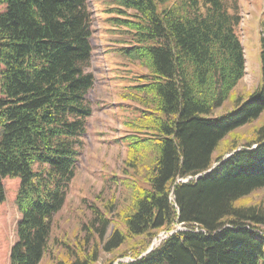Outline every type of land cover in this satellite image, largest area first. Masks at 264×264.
<instances>
[{"label": "trees", "instance_id": "obj_1", "mask_svg": "<svg viewBox=\"0 0 264 264\" xmlns=\"http://www.w3.org/2000/svg\"><path fill=\"white\" fill-rule=\"evenodd\" d=\"M91 2L119 36L106 55L131 64L116 73L122 194L82 197L90 219L57 237L93 113ZM240 22L237 0H0V264H264V14L247 94Z\"/></svg>", "mask_w": 264, "mask_h": 264}, {"label": "rangeland", "instance_id": "obj_2", "mask_svg": "<svg viewBox=\"0 0 264 264\" xmlns=\"http://www.w3.org/2000/svg\"><path fill=\"white\" fill-rule=\"evenodd\" d=\"M237 1L242 18H245L241 36L248 66L247 73L238 84L236 92L247 94L257 88L262 78L260 67L262 51L260 20L262 21L264 6L262 0ZM91 8L94 12V36L92 40L94 54L89 71L95 75L96 80L88 98L93 113L87 121V133L83 139L84 147L81 149L78 158L76 175L66 192L65 206L54 217L53 235L57 237H62L65 232L76 229L81 221V216L84 217V222L90 219L92 212L91 209L87 208L90 201L83 204L82 197L91 200V204H93L95 198L98 205L102 206L114 194L117 198L121 197L122 194L121 186L109 177L113 173L119 177L123 176L121 169L123 168V160L126 157L125 147L116 141L117 138L123 135L124 131L121 121L123 116L120 112L121 105L115 95L117 90L116 73L119 69L130 68L131 64L121 57L114 58V53L106 55L105 47L112 43V46L116 48L119 44V36L107 31L108 26L97 15L93 2H91ZM223 112V109L219 108L214 115L219 116ZM251 128L252 125L248 124L244 128L246 131L239 129V134L250 135L252 133V131L249 132ZM220 163H215L214 166L216 164L218 166ZM100 195L101 198H97ZM253 197L255 201L262 200L264 198V188L257 190ZM99 206H96V208L101 210ZM113 226V223H111L107 227L106 238L112 235ZM177 228L184 229V226L179 225ZM93 232L94 230L90 238H94ZM164 235L166 234L160 232L153 239L150 247L155 248L159 245L164 239ZM122 250L123 248L120 249V251ZM48 255L46 254L43 258L42 264H49L50 258ZM108 258H110V255L102 252L99 255L97 264H103ZM131 258V253H128L127 256L118 258L113 264H118L121 261L129 262Z\"/></svg>", "mask_w": 264, "mask_h": 264}, {"label": "bare ground", "instance_id": "obj_3", "mask_svg": "<svg viewBox=\"0 0 264 264\" xmlns=\"http://www.w3.org/2000/svg\"><path fill=\"white\" fill-rule=\"evenodd\" d=\"M244 52H245V50H244ZM247 66H248V65H247V59H246V69H247ZM227 155H228V154H227ZM227 155H226V157H225L223 160H225V159H227V158L229 157V156H227ZM223 160H222V161H223ZM215 166H217V164H216Z\"/></svg>", "mask_w": 264, "mask_h": 264}, {"label": "water", "instance_id": "obj_4", "mask_svg": "<svg viewBox=\"0 0 264 264\" xmlns=\"http://www.w3.org/2000/svg\"><path fill=\"white\" fill-rule=\"evenodd\" d=\"M223 161H224V160H223ZM223 161H222V162H223ZM198 177H199V176H198ZM151 250H152V249L148 250L146 253H149Z\"/></svg>", "mask_w": 264, "mask_h": 264}]
</instances>
